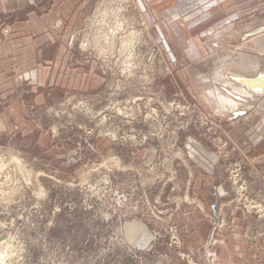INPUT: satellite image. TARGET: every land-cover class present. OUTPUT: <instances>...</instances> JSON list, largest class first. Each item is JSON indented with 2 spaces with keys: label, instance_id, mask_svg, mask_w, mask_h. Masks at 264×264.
Wrapping results in <instances>:
<instances>
[{
  "label": "rangeland",
  "instance_id": "374dc122",
  "mask_svg": "<svg viewBox=\"0 0 264 264\" xmlns=\"http://www.w3.org/2000/svg\"><path fill=\"white\" fill-rule=\"evenodd\" d=\"M203 5L222 11L190 12ZM18 14H0L5 36ZM82 22L70 65L94 84L28 104L31 135L0 127V264H247L253 247L261 260L264 91L240 79L264 74V0H89ZM12 84L23 100L38 81ZM194 141L221 163L222 196L195 189ZM195 210L212 226L204 245L188 232ZM238 223L246 252L212 244Z\"/></svg>",
  "mask_w": 264,
  "mask_h": 264
},
{
  "label": "crops",
  "instance_id": "0c3cea01",
  "mask_svg": "<svg viewBox=\"0 0 264 264\" xmlns=\"http://www.w3.org/2000/svg\"><path fill=\"white\" fill-rule=\"evenodd\" d=\"M22 1L0 0L1 15L10 16V14L19 13L16 19L11 18L13 19L11 35L5 36L0 30V97L5 95L7 98L11 96L14 99L13 103L0 115V127L12 129L13 124L18 123L23 127L24 132L31 135L36 128L34 125H29L27 120L28 104L34 103L39 106L45 103L47 92L56 95L60 91H66L68 87H73L76 83L80 85L83 82L84 86L87 82L94 84V81L89 79L91 72L84 71L83 67L70 65L73 59L78 57L77 51L69 47L70 35L81 29L82 18L89 0H35L30 6ZM214 8L203 5L200 8H191L190 12L200 13L208 19V16L222 11L215 10V12ZM170 12L171 10L166 11L165 14L169 15ZM20 13L25 15L20 17ZM161 14L164 15V13ZM223 15L218 17L219 20L223 21ZM200 21L202 19L196 22ZM174 30L176 31L177 28L174 27ZM255 33H260V31L253 32ZM20 75L34 76L38 81V84L31 88V92L23 100H21L23 91L15 84L8 85ZM9 80L12 81L9 82ZM191 144L194 161L203 170L202 179L197 180L195 189L199 192L204 187L207 189L211 187L222 196L227 188V182L223 178V167L217 160V156L208 146L196 141ZM256 170L264 182V165H256ZM204 207L210 210L207 212L216 215L214 204L208 201L204 203ZM207 212L205 216L201 215L199 210L189 214L191 223L188 224V232L193 242L198 245H204L211 235L212 226L210 221L208 222ZM234 225L233 230L224 232L221 239L212 237V244L222 245L226 254L239 255L246 250L242 249L244 244L240 224ZM128 228L131 233L133 230L145 229L142 226L135 228L134 224H129ZM247 252L250 253V257L246 260L247 264H264V255L260 260L257 256L258 251L254 247ZM236 259L241 262L243 260L240 256Z\"/></svg>",
  "mask_w": 264,
  "mask_h": 264
},
{
  "label": "bare ground",
  "instance_id": "6f19581e",
  "mask_svg": "<svg viewBox=\"0 0 264 264\" xmlns=\"http://www.w3.org/2000/svg\"><path fill=\"white\" fill-rule=\"evenodd\" d=\"M117 9V8H116ZM119 11V10H118ZM117 11V12H118ZM107 11L106 10H104L103 11V13L105 14ZM106 16V15H105ZM114 20V19H113ZM106 27V26H105ZM130 31V30H129ZM134 33V32H133ZM234 34H236V33H234ZM136 35V34H135ZM130 36V35H129ZM83 48V47H82ZM264 75V74H263ZM263 75H261V76H263ZM261 76H259V77H261ZM249 78H251V77H249ZM256 78V77H255ZM246 79H248V78H246ZM246 79H240L241 80V82L244 84V85H246L248 88H250V89H254V90H256L257 92H260V93H263V91H264V88L263 89H258L257 87H250L249 85H247V84H245V81L244 80H246ZM241 93L242 94H245V95H248L247 93H246V91H244V90H241ZM220 95V94H219ZM219 95H218V97H219ZM221 100L223 99V101L225 100V105L227 104V103H230V105L232 106V109L234 108H236L237 106H238V104H236L235 102L234 103H232V100L230 99V98H228V99H226V97H223V96H220L219 97ZM227 102V103H226ZM228 106V105H227ZM116 135V134H115Z\"/></svg>",
  "mask_w": 264,
  "mask_h": 264
},
{
  "label": "water",
  "instance_id": "95a60500",
  "mask_svg": "<svg viewBox=\"0 0 264 264\" xmlns=\"http://www.w3.org/2000/svg\"><path fill=\"white\" fill-rule=\"evenodd\" d=\"M245 81V84L249 85L250 87H257L258 89L264 88V75L261 77L256 78H248Z\"/></svg>",
  "mask_w": 264,
  "mask_h": 264
},
{
  "label": "built area",
  "instance_id": "2783aa9c",
  "mask_svg": "<svg viewBox=\"0 0 264 264\" xmlns=\"http://www.w3.org/2000/svg\"><path fill=\"white\" fill-rule=\"evenodd\" d=\"M6 34H9L11 32V28L6 29Z\"/></svg>",
  "mask_w": 264,
  "mask_h": 264
}]
</instances>
